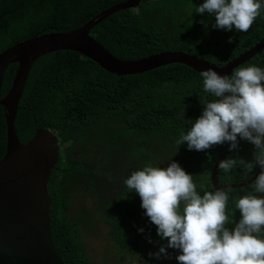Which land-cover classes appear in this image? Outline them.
<instances>
[{
    "label": "trees",
    "instance_id": "obj_1",
    "mask_svg": "<svg viewBox=\"0 0 264 264\" xmlns=\"http://www.w3.org/2000/svg\"><path fill=\"white\" fill-rule=\"evenodd\" d=\"M131 0H0V55L19 43L41 38L51 33H67L78 29L100 13ZM203 0H161L150 5L142 3L138 9H123L95 25L89 37L104 46L113 56L125 61H138L165 53H180L206 60L223 68L255 47L264 38V19L258 17L247 32L212 29L213 18L195 13ZM201 20L208 22L204 28ZM232 37V43L228 38ZM257 65L264 68V49L252 61L241 67ZM18 65L7 67L2 87L5 96L14 81ZM212 97L202 90L200 76L181 65L161 67L133 76H118L72 51H58L39 58L33 65L26 83L15 121L17 138L23 145L32 142L40 131L58 136L60 145L68 153L60 157L59 165L51 172L49 193L52 197L51 228L54 245L64 264H107L93 262L86 250V233H91L97 222L87 214L84 205L75 217L69 212L70 198L77 188L89 199L98 194L102 200L95 206L99 223L111 227L120 258L133 253L137 225L149 218L141 211L130 212L121 200L111 201L109 192L120 182L121 161L135 160L134 171L145 165L159 167L164 156L153 155L155 150L168 147L170 156L177 158L194 174L197 188L203 184L211 190L208 175L226 150L225 143L213 145L194 156L183 154L175 141L186 132L192 121L201 115V98ZM200 107L202 109H200ZM200 109V110H199ZM4 108L0 105V161L6 152ZM99 127V133L88 132ZM136 138L132 147L127 138ZM77 135V149L74 141ZM155 137V143L151 139ZM108 150L115 158H106ZM254 146L246 140L231 151L233 158L252 159ZM102 158L101 173L104 182L94 187H76L90 182L95 167ZM260 171L248 173L237 168L230 174L220 170V178L230 185L249 182ZM253 182V181H252ZM251 182V183H252ZM232 194L241 195V189ZM100 184V185H99ZM138 210L140 197L134 193ZM233 224L240 213L231 199L226 206ZM233 225H228L231 228ZM139 252L145 255V249ZM149 264V261H143ZM157 264H177L169 260Z\"/></svg>",
    "mask_w": 264,
    "mask_h": 264
},
{
    "label": "clouds",
    "instance_id": "obj_2",
    "mask_svg": "<svg viewBox=\"0 0 264 264\" xmlns=\"http://www.w3.org/2000/svg\"><path fill=\"white\" fill-rule=\"evenodd\" d=\"M159 1L161 0H142L140 5ZM195 13L207 14L208 18L214 17L212 29L247 32L258 17L264 19V0H203V3L195 7ZM201 23L205 29L209 27L207 21L201 20ZM228 43H232V37L228 38ZM198 75L203 92L212 99L201 98V115L194 121L190 120L191 126L186 132L180 133L175 143L183 147L179 151L189 156L213 145L225 143L226 150L208 175L212 189L205 190V186L200 184L198 190L194 174L176 155L170 156L167 146L158 148L153 154L164 156L159 167L149 164L134 171V165L128 169L122 166L121 181L109 192V198L114 202L122 199L121 204L130 208L132 213L144 211L143 214L149 220H140L145 224L137 225L133 253L139 259L131 255L124 257L123 262L119 263L120 258L116 255V264H143L142 260L149 261V264L167 260L177 264H264V68L257 65L236 67L230 75H220L208 68ZM41 132L48 133L53 140L52 149L58 159L53 167L56 169L60 157L68 153V149L64 150V154L62 152L67 144L64 143L62 147L56 134ZM88 132L97 134L99 127L90 128ZM135 137L141 139V134L136 133L127 138L130 147L138 144ZM151 139L155 143V137ZM241 140L254 146L255 151L250 161L233 158L230 154L231 151L238 150ZM76 149L75 138L74 151ZM133 160L128 158L126 162ZM101 161L102 158L95 167L90 182L88 180L87 183L77 185L76 182L72 185L88 188L104 182L105 176L99 166ZM238 167L248 173L258 167L260 172L251 185L241 189L242 194L236 196L232 194V189L242 184L230 185L223 182L220 170L227 175ZM49 184L48 180V193ZM134 193L140 197V207L143 210H138ZM77 194L88 198L83 191L77 190ZM49 196L51 197L50 193ZM91 197L93 199L88 198L91 206L84 204L88 208L87 214H98L95 206L98 202L102 203V200L98 194ZM230 199L240 213L239 220L234 224L233 217H230L231 210L226 212ZM96 221L95 223H99V214ZM228 225L233 226L229 228ZM140 248L145 249V255L139 252ZM115 249L117 253L116 245Z\"/></svg>",
    "mask_w": 264,
    "mask_h": 264
},
{
    "label": "water",
    "instance_id": "obj_3",
    "mask_svg": "<svg viewBox=\"0 0 264 264\" xmlns=\"http://www.w3.org/2000/svg\"><path fill=\"white\" fill-rule=\"evenodd\" d=\"M141 1L131 0L102 12L76 30L33 38L8 48L0 55V105L6 112V152L0 161V264H64L54 245L52 199L46 187L51 170L55 169L53 167L58 161L52 149L53 140L48 133L40 131L32 142L23 146L15 131L18 107L36 60L54 52L72 51L121 77L172 65L184 66L197 74L212 68L220 75H230L234 68L246 65L264 49L263 39L254 49L219 69L180 53L123 61L89 37L88 33L95 25L123 9L138 8ZM14 64L18 65L14 81L9 92L2 97L5 71ZM255 178L239 187L250 184Z\"/></svg>",
    "mask_w": 264,
    "mask_h": 264
},
{
    "label": "rangeland",
    "instance_id": "obj_4",
    "mask_svg": "<svg viewBox=\"0 0 264 264\" xmlns=\"http://www.w3.org/2000/svg\"><path fill=\"white\" fill-rule=\"evenodd\" d=\"M75 138L77 139V135ZM115 155L116 152L114 150H108L104 157L114 159ZM135 160L126 162L123 158L121 161V166H124L125 169L131 168L136 163ZM70 201L71 203L69 212L72 215H75V217L81 213L80 209L84 206V204H87V207L91 206V201L88 198L79 196L77 194V190L73 192V196L70 198ZM92 217L98 220V214L96 212H92ZM110 232L111 228L107 224L94 223L91 228V233H86V250H88V256L93 262L107 264L118 263L115 242L111 239ZM136 263L137 262H134L133 264Z\"/></svg>",
    "mask_w": 264,
    "mask_h": 264
}]
</instances>
